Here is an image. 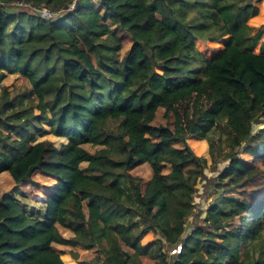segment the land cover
<instances>
[{
	"label": "trees",
	"instance_id": "1",
	"mask_svg": "<svg viewBox=\"0 0 264 264\" xmlns=\"http://www.w3.org/2000/svg\"><path fill=\"white\" fill-rule=\"evenodd\" d=\"M15 1L0 0V86L17 73L31 89L2 86L0 173L57 182L43 212L0 197V264H65L59 245L95 247L84 264H264V128L252 132L264 119V28L247 24L258 0H97L102 12L76 0L51 20ZM120 31L132 42L122 57ZM195 39L223 47L204 57ZM44 124L66 142L37 140ZM220 160L204 224L183 237L195 185ZM144 163L143 190L131 171ZM146 230L163 240L142 245Z\"/></svg>",
	"mask_w": 264,
	"mask_h": 264
},
{
	"label": "rangeland",
	"instance_id": "2",
	"mask_svg": "<svg viewBox=\"0 0 264 264\" xmlns=\"http://www.w3.org/2000/svg\"><path fill=\"white\" fill-rule=\"evenodd\" d=\"M94 2H95L96 7L98 8V10L100 12H102L101 8L99 7L98 1L94 0ZM254 5H255V7H257L258 12L256 15L251 16L248 19L247 24L254 29L264 28V0H258L257 2H255ZM15 7H19V8H11V9H15L16 11H25L28 13L38 14L35 10L30 9L29 7H27L25 5L16 4ZM107 23H110V20H108ZM111 28L114 30V29H116V26L112 25ZM119 34H120L119 38L122 42V48L120 50V56L122 57L125 54V52L130 49L132 42H131V37H130L128 32L120 31ZM225 38H226V36H225ZM260 41H262V40H260ZM260 41H259V43H260ZM195 42L197 43L196 48L198 49V51L201 54L203 53L205 56H210L218 48L223 47L221 40L209 41V40L195 39L194 43ZM259 43L254 48L255 52H259V50H260L259 49ZM210 58H212V57H210ZM2 86H4L7 91H11L14 88H22V89L25 88L28 90L31 89L29 82L22 75L17 74V73L6 75L4 80L1 82L0 94L2 93ZM44 128L46 129V131L43 132L42 134L38 135L37 140L49 139V140L53 141L56 146H59L61 141H65V139L63 137H57V136H54L53 134H51L48 124H44ZM262 128H264V119L261 123L253 125L252 132L256 133L257 131H259ZM186 141H187L188 145L191 147V149L193 150L195 155L206 157L208 164L211 162L210 157H209V153H208V145L204 139H200V138L193 135V136H191V138L187 137ZM84 147L87 150H89L90 152L95 151V149L97 148V147H92L90 145H85ZM228 163H229L228 160H220V161L216 162V169L215 170H210V168L204 169L203 172H204V175L206 176V178L205 179L201 178L200 180L197 181V183L195 185L194 192H193V202H192L194 213L191 214L186 220V224H185L186 226H185V229L183 232V237H185L186 235H189L196 226L204 224L203 218L205 216V211L214 202L215 197L217 196V192L220 190V188L218 189L217 186H215V184H213L209 180V178L216 177L223 170V168L225 166H228ZM82 165L84 166L85 163ZM169 168H170V166L167 165V167L165 168V171H168ZM131 173L134 175H138V176L142 177L143 182H142L141 186L144 190L147 182L150 180L149 178H150V175L152 173L150 166L148 164L144 163V164L139 165L136 168H134L131 171ZM0 174H1L0 175V197H1L3 194H5L7 192H11V190L15 186L11 180V177L9 176V174L7 172H5L3 174L0 173ZM44 174L36 176V178L37 177L39 178V181L37 183L38 184L37 191L33 193V195H34L33 197L31 196V191L27 190L28 191L27 197L29 198V203L26 202L25 199L24 200L28 205L29 204L35 205V201H36L35 197H37V195H39L37 198L39 201L41 199V195L45 191H48L49 189H52L55 186L54 180L49 177L51 175L46 174L47 175L46 176ZM216 183H218V182H216ZM218 184H220V183H218ZM36 206L40 207L41 203L39 205H36ZM33 207H35V206H33ZM33 209L38 210V208H33ZM63 235H64V237L65 236L68 237L71 234L69 232H65ZM158 239L163 240L159 234L153 233L151 230H148L147 232L145 231L144 234L142 235L141 244L142 245H148L150 243H155ZM177 245H175L173 249L169 250L170 255H174L179 251ZM59 248H61L64 251V253L61 255V259H64V261H68L67 257L64 256L65 253L70 254L71 252L75 251V250L72 251L73 248L71 246H68V245H60ZM74 253L77 254L76 256H78V259L80 260V261L76 260L77 263L84 264L85 261L88 260V258H90L93 255V253L95 255L97 253V251L95 249L91 248V249H87V250H81L78 252L76 251ZM74 258H76V257H74ZM143 260L145 263H146V261L149 262V260L147 258H144Z\"/></svg>",
	"mask_w": 264,
	"mask_h": 264
},
{
	"label": "crops",
	"instance_id": "3",
	"mask_svg": "<svg viewBox=\"0 0 264 264\" xmlns=\"http://www.w3.org/2000/svg\"><path fill=\"white\" fill-rule=\"evenodd\" d=\"M94 1V0H93ZM97 1V0H96ZM95 3V2H94ZM227 37V36H226ZM224 38V37H223ZM222 39V38H221ZM220 39V40H221ZM58 137V136H57ZM64 138V137H63ZM65 139V138H64ZM64 142H66V139H65V141H61V143H64ZM60 143V144H61ZM147 164V163H146ZM142 165V164H141ZM3 173H5V172H3ZM2 173V174H3ZM44 174V172H42V171H36L34 174H33V178H34V180H35V184H32V185H30L29 183H27V182H23V183H20L19 185H15L14 184V188L11 190V192H7V193H5V194H9V193H12V194H14L24 205H25V209L28 211V210H35V209H33V208H38V209H40L41 208V212H43V201L46 199V197L53 191V189H54V187L52 188V189H49L48 191H45L42 195H41V199L38 201V196L39 195H37V197H35V205L34 204H27L26 202H28L29 203V198L27 197V195H28V191L27 190H30L31 191V196L33 197L34 195H33V193L34 192H36L37 191V187H38V181H39V178L37 177L36 178V176H38V175H43ZM1 175V174H0ZM44 175H46V173L44 174ZM47 176V175H46ZM151 176H152V173H151V175H150V178H151ZM50 178H52L53 180H54V183H55V185H56V182H57V178L56 177H54V176H49ZM149 178V179H150ZM28 188V189H27ZM26 200V202H25V200ZM41 203V206L39 207V206H36V205H39L40 203ZM33 206H35V207H33ZM148 230H146V232H147ZM71 234V233H70ZM71 236V235H70ZM70 236H68V237H66L65 236V238H69ZM60 246V245H59ZM58 246V247H59ZM72 247V246H71ZM73 249H72V251L73 250H75L74 252H78V251H81V250H87V249H81V248H79V247H72ZM91 249V248H90ZM93 249H95L96 250V248L95 247H93ZM77 255V254H76ZM64 256H66L67 257V259H68V261H64V259H62L63 261H64V263L65 264H79V263H77V261L76 260H79L78 259V256H76V258H74V256L72 257L71 256V254H64ZM94 256V253H93V255L90 257V258H92ZM90 258H88V259H90ZM80 261V260H79Z\"/></svg>",
	"mask_w": 264,
	"mask_h": 264
},
{
	"label": "built area",
	"instance_id": "4",
	"mask_svg": "<svg viewBox=\"0 0 264 264\" xmlns=\"http://www.w3.org/2000/svg\"><path fill=\"white\" fill-rule=\"evenodd\" d=\"M14 3L19 4V5H25V6L29 7L30 9L35 10L38 13L37 14L38 16L51 20V19L56 18L60 15H63L66 11L73 9L74 6L76 5V0H71L67 7H60L56 10H51L50 8H48L44 5L34 6L31 3L23 2L21 0H17ZM177 247L180 250L181 245L178 244Z\"/></svg>",
	"mask_w": 264,
	"mask_h": 264
},
{
	"label": "clouds",
	"instance_id": "5",
	"mask_svg": "<svg viewBox=\"0 0 264 264\" xmlns=\"http://www.w3.org/2000/svg\"><path fill=\"white\" fill-rule=\"evenodd\" d=\"M181 249V248H180Z\"/></svg>",
	"mask_w": 264,
	"mask_h": 264
}]
</instances>
